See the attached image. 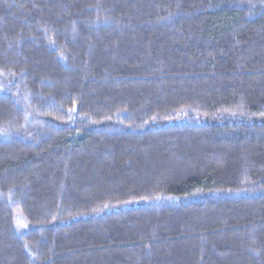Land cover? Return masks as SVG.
Listing matches in <instances>:
<instances>
[{
	"label": "trees",
	"instance_id": "1",
	"mask_svg": "<svg viewBox=\"0 0 264 264\" xmlns=\"http://www.w3.org/2000/svg\"><path fill=\"white\" fill-rule=\"evenodd\" d=\"M0 264H264V0H0Z\"/></svg>",
	"mask_w": 264,
	"mask_h": 264
}]
</instances>
